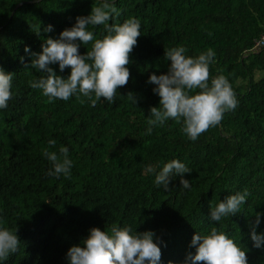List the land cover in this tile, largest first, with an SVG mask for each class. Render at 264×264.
<instances>
[{"label":"trees","instance_id":"16d2710c","mask_svg":"<svg viewBox=\"0 0 264 264\" xmlns=\"http://www.w3.org/2000/svg\"><path fill=\"white\" fill-rule=\"evenodd\" d=\"M102 3L0 0V68L13 74L12 98L0 109V227L17 228L20 240L18 251L0 264H68L67 251L83 246L91 228L111 234L113 226L130 227L132 234L153 231L164 242L160 264H191L193 235L213 227L246 251L248 264H264V248L251 240L257 213L255 231L264 233V47L254 48L264 34V0H115L119 15L109 24L135 18L141 25L127 85L113 103L101 98L95 107L75 95L49 102L30 87L47 75L31 67L32 54ZM87 30L93 41H75L81 55L108 35L103 25ZM174 47L193 58L212 49L209 84L223 75L238 101L196 141L172 119L146 134L150 108L160 100L147 81L153 73L167 74L165 52ZM49 67L65 79L71 72ZM61 146L73 162L70 178L48 175L52 164L42 150L59 153ZM174 159L191 169L183 174L189 189L178 175L167 191L156 185V175ZM244 190L250 194L239 213L210 219L211 208Z\"/></svg>","mask_w":264,"mask_h":264},{"label":"clouds","instance_id":"9594fccd","mask_svg":"<svg viewBox=\"0 0 264 264\" xmlns=\"http://www.w3.org/2000/svg\"><path fill=\"white\" fill-rule=\"evenodd\" d=\"M114 15H119L115 0H103L101 6L92 8L90 15L77 17L76 23L63 30L59 38H48L42 45V52L32 54L35 59L31 62L32 68L43 70L47 75L30 82V87L41 89L49 102L57 99L67 101L75 95L77 99L81 96L86 98L92 107L101 98L113 103L117 90L129 81L127 65L141 35L138 19L129 18L122 24H109ZM89 25H103L108 35L95 40L92 49L86 55H81L79 44L75 41L79 40L84 45L93 41V33L87 30ZM51 30V25L45 29ZM29 51L26 46L25 52ZM185 52L184 47L169 49L165 52L166 59L171 62L167 74L157 76L153 73L149 76L147 83L156 85L153 92L160 100L159 107L150 108L147 135H151L154 126H162L172 119L177 123L182 122V132L190 140L196 141L201 134L218 126L226 112L234 111L237 107L236 94L226 77L220 75L212 78L209 84V65L214 60L215 52L208 49L195 58L186 56ZM53 64H58L61 72L70 68L68 78L58 76L49 67ZM12 80L13 74L0 68V109L7 108L12 98ZM196 89L200 91L189 94ZM128 96L137 103L132 93ZM80 102L85 101L81 99ZM48 144L54 147L56 141L49 140ZM42 152L52 164L48 175L71 177L73 162L67 147L61 146L59 153L47 148ZM147 170L155 171L151 166ZM190 172L189 167L174 159L164 164L155 177V183L167 191L173 175H178L182 187L189 189L190 181L184 179L183 174ZM249 194L244 190L226 197L211 208L210 219L219 222L222 218L236 215ZM259 223L260 214L257 213L251 231L253 247L257 249L264 248V233L257 234L255 231ZM16 232L17 228L13 231L0 227V261H6L10 254L18 251L20 240ZM154 237L153 231L132 234L130 227L113 226L111 234L93 227L83 241V246L70 247L66 257L68 264H160L162 252L159 245L164 242ZM191 246L195 247V254L189 253L186 258L191 264H248L246 251L215 227L210 234H194Z\"/></svg>","mask_w":264,"mask_h":264},{"label":"built area","instance_id":"2783aa9c","mask_svg":"<svg viewBox=\"0 0 264 264\" xmlns=\"http://www.w3.org/2000/svg\"><path fill=\"white\" fill-rule=\"evenodd\" d=\"M261 47H264V34H262L261 37L254 44V48L256 49Z\"/></svg>","mask_w":264,"mask_h":264}]
</instances>
